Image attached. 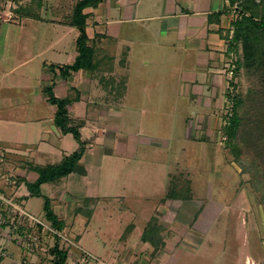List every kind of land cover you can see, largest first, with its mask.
<instances>
[{"label": "rangeland", "instance_id": "374dc122", "mask_svg": "<svg viewBox=\"0 0 264 264\" xmlns=\"http://www.w3.org/2000/svg\"><path fill=\"white\" fill-rule=\"evenodd\" d=\"M206 2L208 1L196 0L195 7L200 8ZM223 2L224 0H213L212 12L218 10ZM229 7V12L233 14L230 17L232 21L240 19V4L235 2ZM61 27L65 28L64 25ZM43 28H38L32 23L26 26L24 31L31 39L27 41V51L22 50L20 56L28 51V56H31V53L44 48L51 40H56L57 35L53 37L47 32V29L52 27L47 28L46 32H43ZM130 29L133 34L127 38V28H122L121 32L125 30V33L118 40L117 46L106 42L109 52H120L125 45L131 48L128 66L118 68L129 76L127 96L123 102L126 107L119 111L122 112L120 119L117 118L119 115L114 113L106 122L111 128L116 123L120 125L121 130L117 132V137L121 141L127 140L129 133L135 135L136 139H141L142 136L158 138V142L161 141L158 150L151 147L155 152L145 145L146 143L138 141L135 158L144 162L153 161L157 172L156 175L140 177V172L135 171V174L131 173V179L119 174L116 178L115 174L118 168L124 165V161L112 154L105 156L99 167L87 166V177L71 174L64 180L60 195L67 191L66 195L70 197L61 200L59 195L52 199L51 208L55 215L61 216L58 223L64 225L60 235H64L67 241L60 236V246H67L71 252L66 259L67 264H264V77L260 71L239 66L243 60V52L241 42H236L228 56V68L232 73L228 71L226 94L220 99L205 100V106L208 108H203L193 103L191 95L187 93L194 72L193 62L202 59L200 54L193 51L187 54L188 49L185 48L183 39L178 50L170 51V46L166 44L153 46V40L150 42L151 34L145 33L146 26L141 23L131 25ZM151 30L155 32L157 29ZM230 30L227 34V45L233 35V26ZM158 31L160 32V24ZM163 31L161 29V32ZM142 34L148 36L144 37ZM154 37L156 39V36ZM156 47L160 48L155 54V57L158 55L160 63L153 66L144 65V59L152 61L151 57L154 56L147 50ZM135 54V58L139 60L136 64L131 60ZM19 55L16 56L18 60L21 59ZM168 55L174 59L168 61ZM193 55L196 56L195 61ZM7 56L9 60L13 54ZM45 57L47 56L42 55L39 59ZM63 59L64 56L58 61ZM180 63L193 67H187L186 64L174 69L169 67L170 64ZM41 66L42 62L38 59H32L23 65L19 71L20 74L24 72L31 77L28 81L29 87L7 90L9 80L3 90L5 92L2 93L18 91L14 95L25 99L41 94ZM26 79L23 83H26ZM140 79H143L146 85H140ZM149 81L157 82V85ZM94 83L91 94H98ZM136 88L148 89L143 99L133 96ZM235 96L242 101L239 113L247 110L249 125L246 123L238 130L237 138L232 140L237 145V150L232 151L228 148L224 126L227 124ZM260 103V110L255 111L252 107ZM3 109L4 105L0 102V143L3 147L0 149V191L14 199L8 182L10 183L12 178L17 182L18 178L9 176V180L6 171H11L14 167L15 164L11 161H26L29 158L27 149L35 147L38 143L35 139L38 134L32 135L28 126L12 127L4 124ZM201 112L203 121L196 126ZM199 128H205L209 142L193 141L189 138L191 134L201 135ZM17 130L21 131L19 137ZM168 172L171 175H168ZM173 175L176 176L174 179ZM187 177L191 178L195 195L193 198L196 200L190 205L193 208L189 214L192 220H183L185 223L175 220L170 228L166 225L170 224L168 220L173 215L170 212L174 207L166 208L167 191L174 189L178 193L187 194L186 189H191ZM169 178L173 181L170 184ZM13 184L12 187L16 185ZM87 196L99 197L97 204L83 202ZM18 204L28 214L51 225V220L46 218V212L43 210V197L30 196L28 202L22 201ZM126 207L128 208L125 209ZM160 207L166 209L161 210ZM83 208L92 213L88 222L87 217L82 215L86 213L81 210ZM78 210H81L82 214L75 215L74 212ZM145 215L156 216L159 222L164 218V225L160 226L159 223V233L168 240V245L164 244L162 249L170 246L172 250L159 263L156 262L158 255L151 254V246L148 249V245L140 241ZM196 219L199 221L194 225L193 221ZM131 222L136 224V228L125 238L124 232ZM6 230L7 228L0 227V233L7 235H2L3 238L12 239L17 235L14 229L10 232ZM35 235L41 238L40 244L35 245L36 248L33 245L31 248L27 247L29 242H21L17 237V241L10 239L8 245L0 243V250H4L3 254L7 255L8 251L17 246L20 257L22 255V260L17 264H53L49 248L54 246L55 241L48 234L40 235L39 231ZM159 241L158 238L154 239L155 244ZM32 248L34 251H31ZM21 251L24 253L21 254ZM44 252L46 255L43 258L41 254H45ZM24 255L26 259H23Z\"/></svg>", "mask_w": 264, "mask_h": 264}, {"label": "crops", "instance_id": "0c3cea01", "mask_svg": "<svg viewBox=\"0 0 264 264\" xmlns=\"http://www.w3.org/2000/svg\"><path fill=\"white\" fill-rule=\"evenodd\" d=\"M24 1L20 0V3ZM41 1L39 10H36L38 12H34L38 13V16L35 17V15L29 16L17 12L15 9L17 4L14 0H0V102L4 105L2 111V121L4 124L12 127L15 125L28 126L32 135L36 136L38 134L35 137L38 143L35 147L32 146V148L27 149L30 154L29 158L26 161H11L15 165L11 171H6L8 179L10 178L9 176L18 178L17 182L13 178L9 179L10 183L8 182V184L12 190L11 194L15 196L18 202L24 201L26 203L31 196L27 183H32L38 177L34 167L56 164L64 156L78 150L80 147L72 133L63 132L55 123L58 108L55 103L50 101V97L58 100L68 99V104L64 108L66 111V122L68 126H77L80 133V141L83 142L84 149L79 164L83 166L85 173L72 172L59 179L40 185V192L42 196L49 198L50 209L52 210L51 200L56 199L60 195V189L64 185L62 184L64 180L68 179V176L71 174L87 177V173L89 172L87 166L99 167L105 156L113 154L119 157L121 161H124V165L118 168V172L115 174L116 178L119 174L122 177L125 176V178L131 179L133 178L131 173L135 174V171L140 172V177L142 175L147 176L148 174L156 175L157 172V167L154 169L153 161L145 160V163L135 158H137L139 142H144L148 147H154L158 150L161 142H158V138L142 136L141 139H136L135 135L129 133L128 139L121 141L117 137V132L121 130L120 125L116 123L111 128L106 122V119L113 117L114 113L118 114L117 118L120 119L122 112L119 111L123 107H126L123 105V102L125 101V96H127L129 76L120 72L118 68L122 69L128 66V60L131 56L129 45H125L124 49L122 48L120 52L116 53V51L109 52L106 49V42L117 46L118 40L125 33V30L123 32L121 30L125 27L127 28L126 33L129 34L127 38H130V35L133 34L130 26L136 23L146 26L145 33L151 34L150 42L153 40V46H156V44H166L170 46V51L172 49L178 50L183 39L184 46L188 49L187 54L193 51L195 54H200L202 59L195 61L196 56L193 55L195 61L193 62L194 67L186 63L170 64L169 67L174 69L179 68L182 64L183 66L186 64L187 67L194 68L189 82L190 89L187 93L191 95L193 103H197L204 108L206 107L205 100L220 99L226 94L225 88L228 84L227 78H229L228 56L230 54L227 45V34L231 31L232 19L230 17L233 14L229 12L231 8L227 0H224L220 8L213 12V0H207L208 2L200 8L195 7L196 0H98L95 6L88 5L82 9V13L86 16L85 33L87 44L94 50L95 66L91 70L80 68L76 71H71L67 76L63 77L59 67L71 64L77 55L76 39L79 33L77 27L70 23V18L73 6L78 0ZM30 23L36 25L38 28L43 26V32H46L47 28L52 27L47 29V32L53 37L57 35V38L47 43L44 48L31 53V56H28L30 51L20 56L19 54L22 50L27 51V41L31 39L29 34L24 31ZM159 24L160 32L161 29L164 30L161 33L158 31ZM62 25L65 28H62ZM201 28L202 30H199ZM151 29L157 30L153 32ZM148 34L142 35L147 37ZM154 36H156V39ZM158 49L160 48L156 47L153 50H147L154 56L151 57L152 61L144 59V65L153 66L158 62L160 63L159 58H157L158 55L155 57ZM7 54H13L12 59L8 60ZM17 55L20 56V60L16 59ZM42 55L47 57L41 60L39 58H42ZM117 55L120 56L118 57ZM62 56H64V59L58 61L59 58L62 59ZM135 57L136 54L132 56L131 60L136 64L139 60ZM172 57L168 55V61H172L174 59ZM32 59H38L39 62H42L40 69L41 94L31 99H25L14 95L18 91L12 90V92L7 91L6 93H2L5 92L3 90L9 80L7 90H20L21 88L27 89L29 87L28 81L31 77L24 72L20 74L19 70ZM116 65L118 66L117 68ZM26 76H28L27 79L25 78ZM24 78L26 79V83L25 81L23 83ZM93 82H95L94 86H96L98 94H91ZM149 82L151 84L157 83ZM139 83L140 85L142 83L146 85L143 79H140ZM147 90L136 88L135 91L131 90V92L135 93L133 95L135 98L139 97L143 99ZM202 113L196 126L203 121L201 119L203 118ZM194 128H192L193 134L195 132ZM204 129H198L201 135L193 136L191 134L189 138L193 141L209 142L210 139L207 138V132ZM20 133V130L16 131L18 137ZM139 136H141L140 133ZM141 145L144 146L142 143ZM0 149H3L1 143ZM151 149L155 152L153 148ZM146 150L149 151L148 149ZM15 154L17 153L15 152ZM121 161L120 164L122 163ZM149 165H151V169L148 167ZM168 175L171 174L168 172ZM174 177L176 176L173 175L172 178L174 179ZM172 178H169V184L173 182ZM187 178L191 186L189 191L190 197L185 199L167 198L166 208L174 207L170 212L173 215L168 220L170 224L175 220L189 221V218L191 219L189 214L193 208L190 205L192 201L196 202V200L193 198L195 195L191 178ZM12 183L16 185L13 184L14 186L12 187ZM47 185L49 186L46 190ZM66 194H68L67 191L61 193V200L70 197ZM98 199L99 197L87 196L83 202L97 204ZM166 208L160 207L159 209L165 210ZM159 209H155V211ZM81 210L74 212V214H82ZM82 215L87 217L85 214ZM151 215H145L144 223L141 225V235L151 218L156 217ZM60 218L61 216L58 217V219ZM88 220H90V217L86 218V222ZM163 221L164 218L160 222L158 221V224L160 223V226H163ZM186 221L183 222L185 223ZM198 221L196 219L193 221V224L197 225ZM170 224L166 226L172 228V224ZM0 227L5 229L3 225ZM127 227H129L127 228L129 231L126 229L124 232L126 233L125 238L131 230L136 228V224L131 222ZM159 232L161 231L159 230ZM2 235L6 236L5 233H0V243L4 242L5 245H8L9 241L7 242L6 238H3ZM160 236L157 249H154L151 242L147 240L143 241L142 236L140 237L141 243L148 245V249L151 246V254L158 255V260H156L158 263L163 261L164 257L170 254V250H172L170 246L167 249H162L164 244L168 245V240L162 235ZM10 244L8 249L10 248ZM17 249L16 246L15 249L8 251L7 255L0 256V264H17L21 261L22 255L20 257ZM16 251L17 255H15ZM23 253L21 251V254ZM25 256H23V259H26L24 258ZM41 256L45 255L41 254Z\"/></svg>", "mask_w": 264, "mask_h": 264}, {"label": "trees", "instance_id": "16d2710c", "mask_svg": "<svg viewBox=\"0 0 264 264\" xmlns=\"http://www.w3.org/2000/svg\"><path fill=\"white\" fill-rule=\"evenodd\" d=\"M98 0H78L72 9V16L70 23L77 27L78 37L76 39V50L77 55L74 61L69 65L60 66L59 69L63 77L67 76L71 71H76L80 68L91 70L95 66L94 62V50L91 46L87 44V37L85 33V14L82 13V9L88 5L95 6ZM17 4L16 11L25 15L38 16V13H34L36 10H39L41 6V0H25L23 3H20V0H14ZM229 6L233 5L235 2L240 4V19H234L231 22L233 26V35L229 39L228 51L231 52V49L236 42L240 41L242 46V62L239 66H243L248 70L260 71L264 77V0H228ZM38 12V11H36ZM50 101L57 105V112L55 116L56 125L63 132H70L74 138L78 141L80 147L78 150L73 151L72 153L64 156V158L56 163L46 166H35L38 177L32 183H27V187L30 191L31 196L43 197L44 198V210L45 216L47 219L51 220V227L56 231L61 232L64 228V225H60V220L57 215H55L50 209L49 198L42 196L40 192V185L45 182L54 181L63 176L68 175L69 173L75 172L79 174L85 173V170L79 160L83 153L84 145L80 141V133L77 126H68L66 122V111L64 110L65 105L68 104V99L58 100L53 97H50ZM242 101L238 96H235L234 103L231 107V112L229 113L227 124L224 126V133L226 134L228 140V148L233 151L237 150V145L234 141L237 138L238 130L245 126L246 123L249 125L247 110L239 113L238 109L241 107ZM261 103L255 104L252 108L255 111L260 110ZM255 122V121H254ZM252 123V126L254 124ZM250 126V127H252ZM233 142V143H232ZM264 176V170H263ZM187 194L183 192L178 193L171 189L167 193L168 198H189L190 194L189 189ZM86 216L90 217L91 211L87 208H84ZM44 221L43 219H41ZM38 230L41 229V225L37 224ZM160 226L156 217H152L151 220L146 225L142 233V240L149 241L153 244L154 249L158 248V244L154 243L155 236L158 239L161 238ZM21 233V230L18 229L17 233ZM52 239L55 241L54 246L49 248V254L52 255L53 264H67L66 259L71 252L68 251V247L63 245L60 246V241L62 240L57 233H51ZM15 240V239H14ZM63 242V241H62ZM45 253V252H44ZM46 255V253L44 254ZM44 258V256H43Z\"/></svg>", "mask_w": 264, "mask_h": 264}, {"label": "built area", "instance_id": "2783aa9c", "mask_svg": "<svg viewBox=\"0 0 264 264\" xmlns=\"http://www.w3.org/2000/svg\"><path fill=\"white\" fill-rule=\"evenodd\" d=\"M229 73H232V70L230 69ZM16 200V198L7 197L3 192L0 191V226L3 225V228H7V232L11 229H14V231L20 229L21 233H18L16 236H14L12 239L10 237H7V242L11 240L17 241V237L20 239L21 242H29V245H26L27 247L31 248V245L35 247V245L40 244L39 243V237H36L38 231L40 232V235L51 233H57L59 236L60 232L56 231L53 227L50 225L44 223L41 219H38L27 212L23 210L21 206H19V202ZM37 224L41 225V229L38 230ZM6 234V233H5ZM35 235V236H33ZM7 236V235H6ZM11 236V235H9ZM63 240L67 241L66 237L63 235L61 236ZM34 239V241L32 240ZM50 240V238H49ZM48 240V241H49ZM36 248V247H35ZM2 250V249H1ZM0 250V256H4L6 254H3V251ZM27 251H29L26 248ZM31 251H34L33 248Z\"/></svg>", "mask_w": 264, "mask_h": 264}]
</instances>
